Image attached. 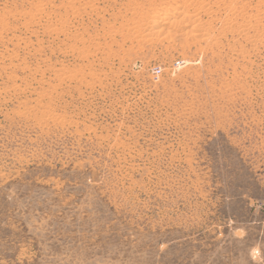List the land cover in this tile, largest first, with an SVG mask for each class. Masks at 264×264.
I'll return each mask as SVG.
<instances>
[{"label":"rangeland","instance_id":"1","mask_svg":"<svg viewBox=\"0 0 264 264\" xmlns=\"http://www.w3.org/2000/svg\"><path fill=\"white\" fill-rule=\"evenodd\" d=\"M257 244L264 0H0V264Z\"/></svg>","mask_w":264,"mask_h":264},{"label":"clouds","instance_id":"2","mask_svg":"<svg viewBox=\"0 0 264 264\" xmlns=\"http://www.w3.org/2000/svg\"><path fill=\"white\" fill-rule=\"evenodd\" d=\"M254 264H264V256L261 255V249L259 244L253 247L249 253Z\"/></svg>","mask_w":264,"mask_h":264},{"label":"bare ground","instance_id":"3","mask_svg":"<svg viewBox=\"0 0 264 264\" xmlns=\"http://www.w3.org/2000/svg\"><path fill=\"white\" fill-rule=\"evenodd\" d=\"M179 8V7H178ZM178 8L177 7H172L169 11H168V15L170 16V15H172L174 12H176L177 10H178ZM177 13V12H176ZM160 19V18H159ZM163 19V18H162ZM153 22H155V21H153ZM179 22V21H178ZM156 23V22H155ZM171 23V22H170ZM173 23V22H172ZM171 23V24H172ZM175 23V22H174ZM174 23H173V25H174ZM157 24V23H156ZM167 24V23H166ZM170 24V25H171ZM181 24V23H180Z\"/></svg>","mask_w":264,"mask_h":264}]
</instances>
